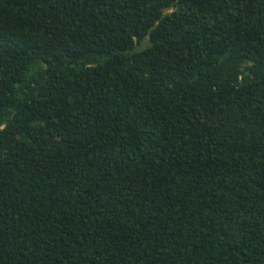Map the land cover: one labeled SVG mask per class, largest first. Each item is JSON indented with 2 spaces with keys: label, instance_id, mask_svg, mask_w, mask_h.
I'll return each instance as SVG.
<instances>
[{
  "label": "trees",
  "instance_id": "1",
  "mask_svg": "<svg viewBox=\"0 0 264 264\" xmlns=\"http://www.w3.org/2000/svg\"><path fill=\"white\" fill-rule=\"evenodd\" d=\"M0 264H264V0H0Z\"/></svg>",
  "mask_w": 264,
  "mask_h": 264
}]
</instances>
